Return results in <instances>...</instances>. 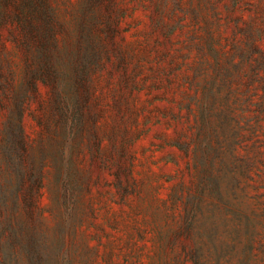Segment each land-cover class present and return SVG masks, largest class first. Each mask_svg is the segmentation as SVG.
Here are the masks:
<instances>
[{"label": "rangeland", "instance_id": "374dc122", "mask_svg": "<svg viewBox=\"0 0 264 264\" xmlns=\"http://www.w3.org/2000/svg\"><path fill=\"white\" fill-rule=\"evenodd\" d=\"M0 264H264V0H0Z\"/></svg>", "mask_w": 264, "mask_h": 264}]
</instances>
